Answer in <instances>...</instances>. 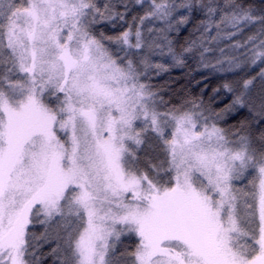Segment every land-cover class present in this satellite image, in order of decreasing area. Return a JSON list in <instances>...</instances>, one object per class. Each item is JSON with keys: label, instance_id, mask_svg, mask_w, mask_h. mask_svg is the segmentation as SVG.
Returning a JSON list of instances; mask_svg holds the SVG:
<instances>
[{"label": "snow or ice", "instance_id": "1", "mask_svg": "<svg viewBox=\"0 0 264 264\" xmlns=\"http://www.w3.org/2000/svg\"><path fill=\"white\" fill-rule=\"evenodd\" d=\"M0 264H264V0H0Z\"/></svg>", "mask_w": 264, "mask_h": 264}, {"label": "trees", "instance_id": "2", "mask_svg": "<svg viewBox=\"0 0 264 264\" xmlns=\"http://www.w3.org/2000/svg\"><path fill=\"white\" fill-rule=\"evenodd\" d=\"M172 75L176 76V75H179L178 72H173Z\"/></svg>", "mask_w": 264, "mask_h": 264}]
</instances>
